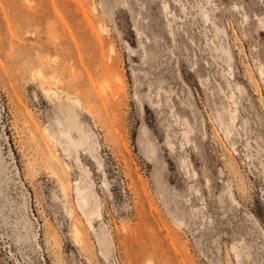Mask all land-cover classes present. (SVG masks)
I'll return each mask as SVG.
<instances>
[{"label":"rangeland","instance_id":"obj_1","mask_svg":"<svg viewBox=\"0 0 264 264\" xmlns=\"http://www.w3.org/2000/svg\"><path fill=\"white\" fill-rule=\"evenodd\" d=\"M0 264H264V0H0Z\"/></svg>","mask_w":264,"mask_h":264},{"label":"bare ground","instance_id":"obj_2","mask_svg":"<svg viewBox=\"0 0 264 264\" xmlns=\"http://www.w3.org/2000/svg\"><path fill=\"white\" fill-rule=\"evenodd\" d=\"M47 91H48V94L51 96L58 94L57 91H53L52 87H49V89ZM70 111H72L71 115H73L75 117V115H76L74 112L75 109L72 108ZM231 117H232V120L234 121L235 120L234 113H232ZM229 130H231V129L229 128ZM78 184H79V190L82 193V198H80L81 206H82L84 212L86 213V215L88 216V218L91 219V213H92V211L95 210V207L93 205H91V203L88 201V198L86 196V192L84 193V185L81 184V181H79ZM102 244L105 247V251H108L110 249V244L108 241H106V240L102 241Z\"/></svg>","mask_w":264,"mask_h":264}]
</instances>
